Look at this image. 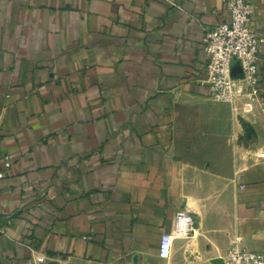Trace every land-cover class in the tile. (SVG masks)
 Here are the masks:
<instances>
[{
	"label": "crops",
	"instance_id": "1",
	"mask_svg": "<svg viewBox=\"0 0 264 264\" xmlns=\"http://www.w3.org/2000/svg\"><path fill=\"white\" fill-rule=\"evenodd\" d=\"M248 2L264 38V0ZM227 19L222 0H0V264L264 255V44L244 115L257 153L242 105L198 83ZM179 210L193 230L161 259Z\"/></svg>",
	"mask_w": 264,
	"mask_h": 264
},
{
	"label": "built area",
	"instance_id": "2",
	"mask_svg": "<svg viewBox=\"0 0 264 264\" xmlns=\"http://www.w3.org/2000/svg\"><path fill=\"white\" fill-rule=\"evenodd\" d=\"M222 2L228 19L208 29L203 36L202 50L206 61L198 83L206 86L210 97L217 102H240L243 114L250 116L260 99L258 62L264 38L250 25L253 11L248 0ZM234 67H239L240 73L233 75ZM5 166L8 167L9 163ZM2 179L3 173L0 172V181ZM192 230V218L186 211L179 210L172 233L160 237L158 256L168 259L173 240L189 235ZM37 261L43 259L37 258ZM224 264H264V255L234 247L228 252Z\"/></svg>",
	"mask_w": 264,
	"mask_h": 264
},
{
	"label": "rangeland",
	"instance_id": "3",
	"mask_svg": "<svg viewBox=\"0 0 264 264\" xmlns=\"http://www.w3.org/2000/svg\"><path fill=\"white\" fill-rule=\"evenodd\" d=\"M240 104H241L240 102H237L236 105L240 106ZM234 112H235L237 117L242 118L244 120V124H243V127H242L243 136H242V140H241V143H242L243 147L252 146L253 147V152L257 153L256 151H259V150H256L257 131H260V130L256 129V123L251 122L250 120H245L246 117L244 116L243 112H241L239 107L235 106L234 107ZM260 129L264 133V123H262L260 125ZM261 157H264V153L261 154Z\"/></svg>",
	"mask_w": 264,
	"mask_h": 264
},
{
	"label": "water",
	"instance_id": "4",
	"mask_svg": "<svg viewBox=\"0 0 264 264\" xmlns=\"http://www.w3.org/2000/svg\"><path fill=\"white\" fill-rule=\"evenodd\" d=\"M237 73H240V69H239V67H234V68L232 69V74H233V75H236ZM212 264H224V262H223V260H221V259H214V260L212 261Z\"/></svg>",
	"mask_w": 264,
	"mask_h": 264
}]
</instances>
